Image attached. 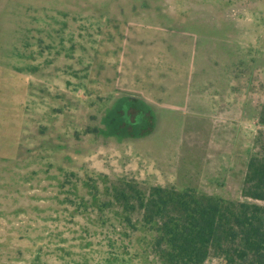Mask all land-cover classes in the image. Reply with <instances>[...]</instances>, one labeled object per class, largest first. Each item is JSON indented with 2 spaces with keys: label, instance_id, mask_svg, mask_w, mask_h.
<instances>
[{
  "label": "rangeland",
  "instance_id": "1",
  "mask_svg": "<svg viewBox=\"0 0 264 264\" xmlns=\"http://www.w3.org/2000/svg\"><path fill=\"white\" fill-rule=\"evenodd\" d=\"M262 84L264 0H0V264H163L113 187L245 200Z\"/></svg>",
  "mask_w": 264,
  "mask_h": 264
},
{
  "label": "trees",
  "instance_id": "2",
  "mask_svg": "<svg viewBox=\"0 0 264 264\" xmlns=\"http://www.w3.org/2000/svg\"><path fill=\"white\" fill-rule=\"evenodd\" d=\"M264 95V84L260 85ZM264 125V103L257 115ZM246 163L241 195L245 200L196 194L172 187L136 184L112 189L125 213L140 211L141 225L155 233L153 247L163 264H203L210 253L224 264H264V140Z\"/></svg>",
  "mask_w": 264,
  "mask_h": 264
}]
</instances>
